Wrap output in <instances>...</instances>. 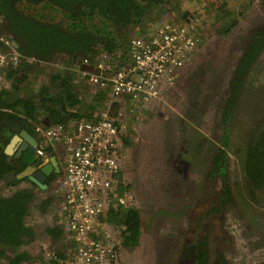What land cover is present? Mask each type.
Wrapping results in <instances>:
<instances>
[{
    "label": "flooded vegetation",
    "instance_id": "obj_1",
    "mask_svg": "<svg viewBox=\"0 0 264 264\" xmlns=\"http://www.w3.org/2000/svg\"><path fill=\"white\" fill-rule=\"evenodd\" d=\"M178 87V81L175 84L173 81L162 83L156 95L149 100L153 103L144 106L146 113L155 112L154 107L166 102L169 92H175ZM240 88L236 110L228 126L212 128L206 125L200 129L194 121L184 118L182 132L185 136H192V142L176 145L173 149L175 170L165 180L154 174L153 179L147 182L143 176L144 167L135 185L127 180L131 178L127 165L128 151L138 141L139 135L133 136L134 131L128 130L125 122L113 117L109 111L115 125L111 153L118 163L120 175L128 176L122 179L124 202L117 204L116 209L134 207L140 219L138 242L129 246L124 244L123 227L107 217L104 229L115 246L117 264H264V185L255 187L251 183L245 158L248 141L255 139L258 132L264 129V53L253 59L241 79ZM22 128L34 136L36 145L28 141L22 146L23 139L14 142L10 158L5 154V161L12 167L8 172L14 171L13 175H16L25 171L29 167L26 161L33 156L36 158L33 163L35 169L26 175L28 178L40 166L47 165L53 155L57 165L52 168L51 176L39 180L44 188L28 180L19 182L26 181L31 187L20 185L18 189H29L35 193L37 203L34 200L33 204L40 213L35 211L39 216L36 222L41 227L38 229V225L29 220L32 204L25 219L32 236L18 250L1 255L0 264H11L8 257L22 251L27 259L19 264H49V253L65 251L73 246L68 227L61 219L64 198L53 191L63 173L64 151L62 147L57 152L53 147L50 150L44 148L42 156H37L35 151L42 145V139H37L35 131L23 125ZM202 129L206 132L203 133ZM13 136L14 133L6 127L0 129V156ZM147 150L159 155L154 145ZM196 167L198 170L194 173L192 168ZM233 176L238 179L235 183L231 178ZM4 178L6 183L14 179L10 174ZM223 181L229 184L231 191L226 195L229 203L225 206L221 204V212L214 224L216 234L212 235L207 233L203 219L197 220V216L206 208L208 197L218 190ZM146 190L153 197L160 198V205L155 198H149ZM184 214L188 216L186 222L180 219ZM206 249L208 255H203Z\"/></svg>",
    "mask_w": 264,
    "mask_h": 264
},
{
    "label": "trees",
    "instance_id": "obj_2",
    "mask_svg": "<svg viewBox=\"0 0 264 264\" xmlns=\"http://www.w3.org/2000/svg\"><path fill=\"white\" fill-rule=\"evenodd\" d=\"M257 1L213 0L210 5L215 4L217 7L214 18V23H218L217 30L222 28L221 34H229L241 22L239 19L246 17L248 8ZM172 2L173 0H0V35L14 40L22 56L17 66L7 70L10 89L7 86L0 90V114L17 121L30 131H34L37 125H68L70 120L78 122L99 119L101 110L106 107L102 109L103 106L99 107L98 104H103L106 96L114 97H109V89L91 87L85 80L86 84L78 80L80 75L77 70L83 67V59H89L92 63L102 52L120 58L118 53L123 55L127 51L132 30L140 25L143 28L150 15L155 14L154 17L161 18L167 13L176 14L170 8ZM260 4L264 9V0ZM177 6L178 4L175 8ZM49 11L52 14L50 17ZM208 14L210 15L209 12ZM261 16L264 17V10L259 12L257 19ZM174 18L172 21L184 23L190 19L183 13H177ZM196 25L197 35L201 36L204 32L203 22L199 20ZM146 29L148 28L145 27L144 30ZM4 47L0 41V50ZM240 47L244 49L234 68L229 87L216 99L220 102L213 110V115H216L211 121L212 128L229 125L241 92V79L253 59L264 53V22L247 29L246 39L241 40ZM59 57L67 59L62 62L68 67H65L66 72L62 77H57L59 73H56L55 67V78L50 79L54 89L47 86L33 89L41 73L46 71L44 69L49 68L45 66L59 60ZM56 79L57 82L54 83ZM77 81L82 83L79 88ZM87 86L92 88L94 95L91 94V103L85 104V110L78 113L83 105L82 97L87 95L88 91L84 90ZM206 93L208 91L203 95ZM215 93L216 91L200 99V102H205L200 111L210 110L207 102ZM41 115L48 122L41 121ZM248 143L245 151L248 177L255 187L263 186L264 129ZM45 148L50 150L49 146ZM5 157L4 153L0 156V186L17 184L22 180L35 184L26 177L27 174L18 177L20 173L10 183H6L4 174L12 167L7 164ZM230 192L229 184L223 181L218 190L208 197L206 208L197 216V220L203 219L207 233L216 234L214 224L221 212L220 208L229 203L226 195ZM34 200L35 193L24 188L0 195V256L6 255L7 251L18 250L32 236L25 219ZM191 212L194 213L192 210ZM108 214L116 225L123 227L124 244L135 245L140 232L137 210L124 206L121 209L111 208ZM58 253L61 254L60 251ZM202 254L208 255L207 249ZM8 259L11 264H19L27 259V255L23 251L16 252Z\"/></svg>",
    "mask_w": 264,
    "mask_h": 264
},
{
    "label": "built area",
    "instance_id": "obj_3",
    "mask_svg": "<svg viewBox=\"0 0 264 264\" xmlns=\"http://www.w3.org/2000/svg\"><path fill=\"white\" fill-rule=\"evenodd\" d=\"M198 22L194 17L187 23L162 21L132 36L120 58L102 52L92 63L83 59V68L77 72L89 85L109 89L110 97L128 96L147 102L197 47ZM0 41L5 45L0 50L1 90L9 85L7 70L17 66L22 56L10 37L0 35ZM36 130L47 146L64 151L58 191L64 198L61 219L73 246L60 251L62 255L58 251L49 253V264H117L115 246L104 229L109 209L124 202V197L116 193L123 181L111 153L115 125L109 108L101 110L95 121L37 125ZM44 148L40 144L36 155L42 156Z\"/></svg>",
    "mask_w": 264,
    "mask_h": 264
},
{
    "label": "rangeland",
    "instance_id": "obj_4",
    "mask_svg": "<svg viewBox=\"0 0 264 264\" xmlns=\"http://www.w3.org/2000/svg\"><path fill=\"white\" fill-rule=\"evenodd\" d=\"M212 1L213 0H173L171 3L170 8H172L171 10H173L174 13H178V15L183 13L186 17H194L200 20L201 23L203 22L204 32L203 34L201 33V36L198 35V45L194 51L189 54V57L184 65L180 67V69H177V72L172 74L170 79L166 82L171 83V81H173V84H175V81H178L179 87L176 88L175 92H173L170 88V97H168L166 102L163 104L155 106V112L146 113L145 111V105H151L153 100L148 102L135 101L126 96H117L114 98H108L106 96L104 103H101L100 105L98 104L99 107L103 106L102 109L105 107L109 108L113 117L118 120H123L128 130L130 128L134 131L133 136H136L137 134L139 135L137 136L138 141L132 144L133 146L129 149L127 159V165L130 167L129 170L131 171V180L129 178H127V180L132 182L133 185H135L141 177L143 167L145 168L143 176L147 182L149 179H153L154 174L161 176L162 179L165 180L166 177H169L170 172L172 173V171L175 170L176 163H173L172 161L174 154L173 149L176 145H189L192 142V136H185L182 132L184 118L194 121L195 125H197L200 129L203 126L206 127V125L210 127L212 126L211 121L216 115V113L213 115L214 107L217 108L219 106V101L215 100L216 96L207 102V106L210 109L207 111L197 112L196 109L191 108V104L194 102L199 103L200 99L205 97V95L200 96L204 91L212 89L220 90V84L223 83L229 72L227 69L228 66L233 62L239 53L240 42L243 36L241 29L244 25L250 23V21H254V18H256L262 10L259 5L261 0H258L252 7L248 8L246 17L244 16L239 19L241 22L237 24L229 34L223 35L221 34L222 28L217 30L216 26L218 27V23H214L215 11L217 7H215V4H212L213 6L210 5ZM243 1L244 0H242V2ZM176 4H178V8H175ZM50 13L51 11L48 13L49 17L52 15ZM176 14L173 15L167 13L165 16H161V18L160 16L154 17L155 14L150 15L148 20L143 25V28L142 25H140L132 30L130 38L143 32L145 27L150 29L162 21L168 19L172 21V18L175 20L174 16ZM118 54L122 56V53L119 52ZM58 59L59 60L55 62L52 61L45 66L50 68L48 72L53 73L55 67H68L65 62H62L67 60L66 58L59 57ZM221 73L224 80L219 82ZM213 74L215 76L212 78ZM39 82H36L37 85L35 88L39 86ZM78 82L79 81H77V83ZM82 83L86 84L84 82ZM82 83L79 82L77 88H79ZM210 83L212 84L208 90V84ZM91 87L87 86L85 89L84 87L82 88L90 93L88 94V92H86L87 95L82 97L83 105L79 109L78 113L85 110V104L88 103V101L90 102L91 96L94 95L92 94ZM188 104L189 110H187ZM200 119L201 121L197 122ZM202 132L204 133L206 130L202 129ZM42 145L47 147V141H42ZM152 145L158 148L155 152L159 155L152 154L153 151L147 150L152 147ZM53 148L57 152L59 147ZM192 170L196 173L198 167L192 168ZM126 176L127 175H124L123 177L121 176V178L126 179ZM231 178L234 183L235 180H238L237 176H233ZM20 185L27 188L31 187V185H29L26 181H24V183L22 182L6 186L1 185L0 195H7L11 191L17 190ZM53 191L55 195H60L58 191V184L56 189H53ZM146 192L148 193L150 199L155 198L147 190ZM116 193L118 195L125 196V192H123L121 188H118ZM51 195L53 198V194ZM155 201L158 205H160V198H155ZM34 203H37L36 199ZM35 211H37V209L35 204H33L30 209L29 220L36 223V225H38V229H40L41 224L36 222V219L39 218V216L35 213ZM37 213L39 212L37 211ZM166 219L167 221L170 220L168 217ZM180 219L186 222L188 221V216L184 214L183 216H180Z\"/></svg>",
    "mask_w": 264,
    "mask_h": 264
},
{
    "label": "water",
    "instance_id": "obj_5",
    "mask_svg": "<svg viewBox=\"0 0 264 264\" xmlns=\"http://www.w3.org/2000/svg\"><path fill=\"white\" fill-rule=\"evenodd\" d=\"M261 7V9L262 10H264L262 7V5L261 4H259ZM189 18V17H188ZM193 19V17L191 18L190 17V20H192ZM264 22V17L263 16H261V17H259L258 19H257V17L256 18H254V21H250V23H248L247 25H244L243 26V28L241 29V31L243 32V36H242V39H246V32H247V29L249 28V27H251V26H253L254 24H258V23H263ZM13 45L15 46V47H17V43L13 40ZM243 49L244 48H242V47H240V49H239V53H238V55H237V57L233 60V62L228 66V70H229V72H228V74H227V77H226V79L224 80V77H223V75H222V73H221V77H220V79H219V82L220 81H223V83L222 84H220L221 86H220V90H215V89H212V90H209V87H210V85L212 84V83H210V84H208V93H206V94H204V95H207V94H210V93H214L215 91H216V93L214 94V96H216L215 97V100L217 99V97L218 96H221L222 94H223V91H225V90H227L228 89V87H229V83H230V80H231V78H232V75H233V71H234V68H235V66H236V63H237V61H238V59H239V57L241 56V54H242V51H243ZM83 68V67H82ZM215 75L213 74L212 75V78L214 77ZM197 81V80H196ZM195 81V82H196ZM204 92H206V91H204ZM203 92V93H204ZM203 93L200 95V96H202L203 95ZM214 96H212L211 98H214ZM188 98V97H187ZM211 100V99H210ZM220 102V101H219ZM205 103V102H204ZM204 103H202V102H199V103H192L191 104V108H193V109H196V111L197 112H199L200 110H203V108H202V106L204 105ZM202 105V106H201ZM214 108H216V107H214ZM187 110H189V104H188V109ZM2 127H6L7 128V130L8 131H12L13 133H14V136H13V138H12V141H11V143L9 144V146H7V148L6 149H4V154H6V155H8V157L7 158H10V155H11V153H12V147L14 146V142H19L20 140H22L23 139V142L21 143V145L23 146V145H25V143L26 142H28V141H30V142H32V143H34L35 145H36V143H35V138H34V136L33 135H31L25 128L23 129L22 128V125L21 124H19L17 121H15V120H12V119H10V118H8V117H6V116H4V115H2V114H0V129L2 128ZM34 131L36 132V135H37V130H36V127H35V129H34ZM40 139L41 138V135L38 133V135H37V139ZM32 151V149L30 150V152ZM0 154H1V150H0ZM35 157L33 156V157H31L29 160H27L26 161V163L29 165V167L25 170V171H23V172H21L20 174H18L17 176L19 177V176H22L23 174H30V172L31 171H33L35 168L33 167V163L35 162ZM51 162V163H50ZM50 162L47 164V165H45V166H40L38 169H37V171H36V173L35 174H33V175H29V179L32 181V182H34L35 184H37L39 187H42V188H44L45 187V185L44 184H42L40 181H42V180H44V179H46L47 177H49V176H51L52 175V168L54 167V166H56L57 164H56V157L53 155L52 157H51V159H50ZM13 172L14 171H10V172H8V173H6V174H4V176L5 177H7V175H12V177L14 178V177H16L15 175H13ZM40 180V181H39ZM98 217H99V220L100 221H102L103 219H102V216H101V214H98Z\"/></svg>",
    "mask_w": 264,
    "mask_h": 264
},
{
    "label": "crops",
    "instance_id": "obj_6",
    "mask_svg": "<svg viewBox=\"0 0 264 264\" xmlns=\"http://www.w3.org/2000/svg\"><path fill=\"white\" fill-rule=\"evenodd\" d=\"M49 69L50 68H47V69H44V70H47V71H44V72H42L41 73V76L38 78V82H39V86L37 87V88H35V86L37 85V83H35L34 85H33V89H35V90H37V89H39L41 86L43 87V86H47L48 88L50 87V88H53L54 89V87L52 86V84L50 83V79H51V77L52 78H55V77H53V73L52 72H48L49 71ZM66 68H65V66H60V67H56V73L58 72L59 74H58V76L57 77H62V76H64L65 75V72H66V70H65ZM52 73V74H51ZM55 76V75H54ZM78 80H80L81 82H84L85 83V81L84 80H82V79H78ZM34 82H36V81H34ZM55 82H57V79L54 81V83ZM8 86V89H10V83H9V85H7ZM91 86V85H90ZM96 88V87H95ZM109 95V97H110V93L108 94ZM91 99H92V96H91ZM91 99H90V101H91ZM88 103H90L89 101H88ZM41 121H43V122H48V119L45 117V116H43V115H41ZM70 123L69 124H73L74 122H75V120H70L69 121ZM49 124V123H48ZM54 189H56V187H54Z\"/></svg>",
    "mask_w": 264,
    "mask_h": 264
},
{
    "label": "bare ground",
    "instance_id": "obj_7",
    "mask_svg": "<svg viewBox=\"0 0 264 264\" xmlns=\"http://www.w3.org/2000/svg\"><path fill=\"white\" fill-rule=\"evenodd\" d=\"M108 90V89H107Z\"/></svg>",
    "mask_w": 264,
    "mask_h": 264
}]
</instances>
